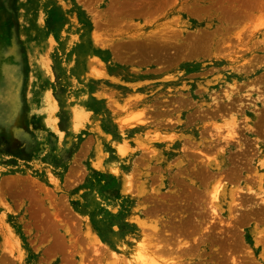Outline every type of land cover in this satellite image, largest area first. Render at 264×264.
Returning a JSON list of instances; mask_svg holds the SVG:
<instances>
[{
  "label": "rangeland",
  "instance_id": "374dc122",
  "mask_svg": "<svg viewBox=\"0 0 264 264\" xmlns=\"http://www.w3.org/2000/svg\"><path fill=\"white\" fill-rule=\"evenodd\" d=\"M0 96V264H264V0H0Z\"/></svg>",
  "mask_w": 264,
  "mask_h": 264
},
{
  "label": "bare ground",
  "instance_id": "6f19581e",
  "mask_svg": "<svg viewBox=\"0 0 264 264\" xmlns=\"http://www.w3.org/2000/svg\"><path fill=\"white\" fill-rule=\"evenodd\" d=\"M8 10V9H7ZM7 71V70H6ZM5 71V72H6ZM11 72L12 71H9V72H7V74L9 75V74H11ZM6 77V80H7V82L8 83H10V82H12L11 81V78L10 77H8V76H5ZM28 79V78H27ZM30 83V82H29ZM2 95V94H1ZM227 95V94H226ZM11 97V96H10ZM14 97V96H13ZM230 98V97H229ZM259 98V97H258ZM2 99H4V98H2L1 96H0V100H2ZM6 99V98H5ZM228 99V98H227ZM232 99V98H231ZM230 99V100H231ZM260 99V98H259ZM262 99H263V97H262ZM15 101H16V99H14ZM13 100V101H14ZM25 100H27V99H25ZM256 100V99H255ZM258 100V99H257ZM7 101V100H6ZM12 101V102H13ZM8 102V101H7ZM10 102V101H9ZM229 102H231L232 103V101H229ZM14 103V102H13ZM14 104H16V103H14ZM5 106V105H4ZM17 106V105H16ZM210 106V105H209ZM1 107V106H0ZM216 107H217V105H216ZM226 107V106H225ZM6 108V107H5ZM212 108H214V107H212ZM218 108H219V106H218ZM215 109V108H214ZM3 110V109H2ZM2 110H1V108H0V115H2L3 114V112H2ZM217 110V109H216ZM4 111V110H3ZM8 113V112H7ZM5 114H6V112H5ZM1 117V116H0ZM12 117V116H11ZM14 117H15V115H14ZM249 119V118H248ZM13 121H15V120H13ZM247 122V121H246ZM13 126V125H12ZM233 126V125H232ZM3 127V126H2ZM234 127V126H233ZM232 128V127H231ZM248 128V130L249 129H252V128H250L249 126L247 127ZM236 129V128H235ZM234 129V130H235ZM7 130V129H6ZM9 130V129H8ZM253 132V131H252ZM232 133H234V132H232ZM233 135V134H232ZM234 135H235V133H234ZM230 137H233V136H231V135H229ZM236 136H234V138H235ZM232 140V139H231ZM227 143L225 142V145H226ZM219 145V144H218ZM214 146V145H213ZM212 146V148H214ZM215 146H217V145H215ZM222 146H224V145H222ZM222 146H219V147H222ZM258 147H259V145H258ZM216 148V147H215ZM223 148V147H222ZM221 148V149H222ZM220 149V148H219ZM218 149V146H217V150H219ZM223 152V151H222ZM222 158H223V156H222ZM224 159V158H223ZM264 159V158H263ZM223 161V160H222ZM224 162V161H223ZM209 164V166L211 167V166H214L215 168H216V170L217 169H219L221 166H220V164H221V162H220V164H217V167L215 166V165H213V163H211L210 164V162H208ZM212 169V168H211ZM214 170V169H213ZM222 170V169H221ZM221 172H223V171H221ZM229 176V175H228ZM227 178V177H226ZM230 178V177H229ZM222 179V178H221ZM221 179L220 180H218L217 182H218V184L216 185V188H214V190H213V192H212V197L214 198V200L215 199H219V195H218V190H219V188H220V184H219V182L221 181ZM223 180V179H222ZM264 180V179H263ZM216 182V183H217ZM222 188V187H221ZM239 190H241V189H239ZM237 190H235V192H236ZM239 192H242V191H239ZM239 192H237V193H235L236 195L239 193ZM232 194H234L233 192H232ZM231 194V195H232ZM241 194V193H240ZM240 194H238V195H240ZM261 194V193H260ZM260 194H258V195H260ZM222 196V195H221ZM227 196V195H226ZM233 196V195H232ZM232 196H231V198H232ZM257 196V195H256ZM239 197V196H238ZM223 198V197H222ZM229 198H230V196H229ZM233 198H235V197H233ZM233 198H232V202H235V201H233ZM237 198V197H236ZM243 197H241V195H240V198H238V200L240 199V203H239V206L240 205H242L241 203H242V201H241V199H242ZM260 197H258V199H259ZM263 199L264 198H261V201H263ZM234 200H236V199H234ZM260 200V199H259ZM259 200H258V202H259ZM239 202V201H238ZM236 203V202H235ZM254 203V202H253ZM252 203V204H253ZM261 203V202H260ZM259 204V203H258ZM263 203H261V205H262ZM237 205H238V203H237ZM260 205V204H259ZM257 206V205H256ZM236 207V206H235ZM238 207V206H237ZM243 207V206H242ZM240 209V208H239ZM126 239V238H125ZM142 240H143V237H142ZM141 240V241H142ZM194 240V239H193ZM139 242V241H138ZM188 243V242H187ZM187 243H185V244H187ZM141 244L143 245L144 244V241L143 242H141ZM184 244V243H183ZM124 245V244H123ZM126 245V244H125ZM140 245V244H139ZM139 245H137L136 247H132L131 249H129V252L131 253V255L133 256V258L134 259H136V260H138V261H140L141 262V264H153V262L152 261H155V260H153L152 258H151V255L148 253V252H145V253H142V249H140L139 248ZM193 245V244H192ZM191 245V247H193ZM144 246V245H143ZM116 247V246H115ZM149 249V248H148ZM187 249H188V247H187ZM190 249V248H189ZM125 251V249L123 248V246L121 245V243H119L118 244V246H117V248H116V251H113L112 252V254H113V256L115 255L116 257H118V255H119V253H123ZM149 251H151V250H149ZM151 253H153V252H151ZM156 254V253H155ZM122 257V256H121ZM116 259V258H115ZM124 259V260H123ZM122 259V261L124 262V264H125V262L127 261V259H125V258H123ZM129 260V259H128ZM133 260V259H132ZM160 260V259H159ZM235 260V259H234ZM115 261H117V260H115ZM119 261V260H118ZM121 261V260H120ZM121 261V262H122ZM130 261V260H129ZM138 261H136V262H138ZM139 262V263H140ZM156 262V264H159V262L157 263V261H155ZM127 263H128V261H127ZM126 263V264H127ZM130 263H132L131 261H130ZM130 263H128V264H130ZM138 263V264H139ZM247 263V262H246ZM121 264V263H120ZM137 264V263H136ZM249 264V263H248Z\"/></svg>",
  "mask_w": 264,
  "mask_h": 264
}]
</instances>
